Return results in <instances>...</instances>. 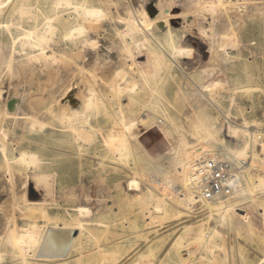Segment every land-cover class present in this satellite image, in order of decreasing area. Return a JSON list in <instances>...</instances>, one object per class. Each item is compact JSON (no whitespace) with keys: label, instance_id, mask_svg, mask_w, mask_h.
I'll return each instance as SVG.
<instances>
[{"label":"rangeland","instance_id":"1","mask_svg":"<svg viewBox=\"0 0 264 264\" xmlns=\"http://www.w3.org/2000/svg\"><path fill=\"white\" fill-rule=\"evenodd\" d=\"M56 1L0 0V111L18 97L25 100L19 113L43 125L32 128L30 120L20 118L6 124L11 155L18 159L21 150H28L40 159L14 164L15 201L23 205L35 184L38 193L47 194L51 219L39 224L43 229L54 223L75 226L79 245L72 264H264V182L256 181L255 191L240 196L227 213H211L201 202L190 209L176 206L175 188L160 213L136 202L151 190L159 192L155 181L161 180L163 193L165 181L173 184L179 178L176 168L187 149L194 154L217 145L213 139L203 142L204 133L196 129L205 113L229 145L241 150L248 139L251 151L262 156L264 180V135L254 148L250 135L264 127V0H233L234 5L217 0ZM24 8L32 13L22 14ZM160 13L180 14L171 31L189 53L174 55L167 49V29L150 27L146 39L143 33L135 38L126 33L127 21L143 26L146 16ZM48 15L65 23L52 40L30 47L27 31L36 34ZM75 26L84 33L65 36ZM90 98L93 104L86 110L84 100ZM120 111L137 123L124 154L105 142L121 131ZM73 112L79 121L70 117ZM228 120L247 131L229 134ZM74 123L80 129L83 124L91 139L77 136L69 128ZM141 168L148 172L142 174ZM257 168L252 169L255 177ZM136 176L139 187L130 190L127 182ZM43 177L52 185L49 194ZM7 201L9 190L0 196L1 205ZM1 212L0 224L10 216ZM19 223L28 224L23 218ZM18 262L7 258L0 264Z\"/></svg>","mask_w":264,"mask_h":264},{"label":"bare ground","instance_id":"2","mask_svg":"<svg viewBox=\"0 0 264 264\" xmlns=\"http://www.w3.org/2000/svg\"><path fill=\"white\" fill-rule=\"evenodd\" d=\"M203 1L205 2V0H203ZM217 1L219 4H223V5H225V4L234 5L236 3L233 0H217ZM64 2L67 3L68 1L67 0H58V1H56V4L60 5L61 3H64ZM119 2H120V0H119ZM121 2H123V1H121ZM201 2H199V3H201ZM218 3H217V5H218ZM123 4H124V2H123ZM205 5H207V3ZM202 6L204 7V5H202ZM215 8H217V7L215 6ZM81 9H84V7H82ZM29 11H28V9L26 10L25 8L20 10V12L22 14L24 12H29ZM201 11H203V10H201ZM207 11H208V8H207ZM29 15H31V14H29ZM33 16L35 19H37L36 15H33ZM143 16H145V15H143ZM180 17H181L180 14H176V13H173V14L169 13L167 15H163L160 13V14L156 15L154 18H149L148 16H146L144 21H143V26L138 24V21L137 22L127 21L128 22L127 24L129 26V30L126 33H129L128 35H131L132 38H135V37L141 35V33H143L145 35V39H146V35H148V34H146L147 32L145 33V31L149 30L150 27L155 26L156 29H158V30H164V29L166 30L167 29L168 35L165 38V43L167 45V49H169L174 55L175 54L176 55L177 54H179V55L180 54L181 55L186 54V53H189V51L185 48L180 47L179 44L177 45V43H176L177 41L175 42L174 34L171 31L172 29H177V26L180 23V22L178 23L177 20ZM142 19H143V17H142ZM60 21L61 20H58V18L54 17V15L46 16L44 21L41 22V27L38 29L36 34L33 31H27L26 37H27V39H29V40H27V44H29L30 47H33V48L41 47V42L46 41V40L48 41L50 36L52 37L56 33V30H58L65 23V21H64V23H61ZM3 26H5V25H3ZM82 33H84V28L82 26H75L72 29H70L69 31H67L65 33V36L71 37V36L76 35V37L78 38V35L82 34ZM124 35L127 36L126 34H124ZM124 35L122 34V36H124ZM71 39H74V38H71ZM149 40H151V39L149 38ZM48 42H45V43L48 44ZM91 42L92 41H90V43ZM94 43H96V42H94ZM137 43H138V41H137ZM92 45L95 46L94 44H92ZM125 45H127V44H125ZM128 49H129V47H128ZM41 53L43 56L42 51H41ZM167 66L170 67L169 63ZM9 71H10V68H9ZM94 76H96V75H94ZM94 81H95V79H94ZM100 81H101V79H100ZM130 82H132V81H130ZM219 85H221V84H219ZM127 88H128V86H127ZM130 88H131V86H130ZM118 91H119V87H118ZM122 91L124 92L125 90H122ZM94 92H95V90H94ZM93 95H94V93H93ZM67 96H68V94H67ZM90 97H92V96H90ZM88 98H89V96L87 97V99ZM92 100L93 99H91V98L87 101L84 100L86 102L85 103L86 110H87V108H91V106L93 104ZM197 102H198V100H197ZM5 103H6L5 108H3L0 111V148H1L0 149V153H1L0 154L1 155V158H0V196L3 195L7 190H9L11 192V201H7V202H9V204L7 206L4 204L1 205V203H0V211H2V212L6 211L3 213H7V214L9 213V215H10L7 217L6 220L4 219V221L0 224V263L2 261H4L5 259L9 258L11 261L19 260V262H18L19 264H50V262L57 263V264H72V262L69 260L72 259V257H74L73 255L77 251V248L79 245L78 236H76V237L73 236V231L74 230L76 231L75 226L74 227H71L69 225L68 226H58L60 224L57 225L56 223H54V225H52L48 228L46 227L47 229H43V226H41L39 224L40 220H47L48 219L50 221V219H51V216L49 215L48 210H47V206H46L47 203L49 202L48 198L46 197L47 194L46 193L45 194L38 193L39 189H38V187H37L38 190L36 189V184L34 182L35 185L34 184L33 185L35 187L34 186L33 187L35 188V192H34V190L33 191L31 190L30 195H27V196L24 195L25 197H24L23 205H20V203L15 201V200H18V199H16V196L18 197L17 191H16V189L18 187V183L16 180L17 176H16V169L14 167L15 166L14 164L16 162H19V161H21L24 164L25 163L38 162V160H40V159H39V156L37 154L32 153L28 150H21L20 156L18 157V159L15 156H13V154L11 155V149L9 148V143L7 141V132L5 131L6 130L5 129L6 124L8 123L9 120L10 121L11 120L12 121L13 120H19V118H20V119L26 120V121L30 120L32 128H35L36 126H37V128H39L38 127L39 125L40 126H43V125H42V123H40V124L38 123V120L35 119L36 118L35 116H34L35 118H33V116H30L27 112L26 113L25 112L19 113V110L24 108L25 100H20L17 97V98H13L12 100L7 101ZM73 111H76V110L74 109ZM70 112H72V110ZM52 113H53V111H52ZM121 115H122V121H121V124H119V125H121V128L118 129V130L121 129L120 133H118V135L113 136L109 140L105 139V137H103V139H105V142L107 145H109L111 143L110 145L116 146L117 148L115 147V151H117V149H118L120 151V152L117 151L118 153L124 154L126 151H128L127 141H128V137H130V136H128V133H131L132 131H134V129H136L137 123H136V121L127 120V117L123 111L121 112ZM166 115H167V113H166ZM55 117H57V116L55 115ZM70 117L74 118L78 121L80 120L78 114H76L75 112L71 113ZM58 118H60V117L58 116ZM81 119H83V118H81ZM62 121H63V119H62ZM78 121H77V123H78ZM82 123L84 124L85 122H82ZM226 123H227V125H226L227 126V132L229 134L236 135V134H239L241 132L247 131V130H245L246 127L241 126V125H236L235 123H233L230 120H228ZM43 124H45V123L43 122ZM75 124L76 123L72 124L69 128L72 127V129L76 132L77 136H79L80 138H83V139H87V138L91 139V133L84 128L83 124H81V126H82L81 129L77 128V125H75ZM41 128L43 129L44 127H41ZM174 128L176 130L178 129V127L177 128L174 127ZM220 128H217V122L211 117L210 114L205 113L202 115L201 120H200V124L197 125L196 129L198 131H202L204 133L203 142L206 141L207 139H213L215 141V143H217V145L211 147L210 149H208L206 151L210 152L214 157L225 159L228 161H232L234 163L245 162V164L242 166V171H241V180L243 182L242 187H241L240 193L238 194V196L234 200H228V201L216 200L213 202H211V201L204 202L205 205L207 206V208L211 211V213H218V214L221 212H226L227 209L232 208L233 202L235 200H237L238 198H240V196H243L245 194H252L255 191L256 186H258L257 183L255 184L256 181L257 182L259 181V183L264 182L263 178L261 177L263 175V169H262L263 167L261 165H259L260 164L259 160L262 158V156L257 151H255L256 149L255 150L252 149V151H251V147H250L251 143H249L248 139L246 142L247 144H245V147L241 150L235 148V146L233 147V146L229 145L228 142H226L224 139H222L220 137L221 135L219 136V133L221 131ZM250 135H251V139L253 140V143H254V145L252 147L254 148L255 143L258 142V138L260 136L264 135V127L258 128L257 131L253 132ZM112 140H114V142H111ZM259 146H262V145H259ZM110 148H112V147L110 146ZM263 148H264V144H263ZM192 155H193L192 152L189 149H187L185 154H184L185 159H184L183 164L176 168V171L178 173L179 178L176 179L173 184H169V183H167V181H165V183H164V187H166L165 192H163V193L161 192V190H160V188H161L160 181L161 180H157V181H155L156 185H154V187H155L156 191H159V192H154L151 190V193H149V195L140 197L136 200V202L140 204L139 206L142 209L150 208V209H153L154 214L160 213L161 208H163L162 202L165 199L171 200L168 197L169 196L168 191L172 188V186L176 187L177 188L176 190L178 191L176 197H178L179 201L177 202L176 206L183 207L185 209H190L193 206L192 204L197 203V201H195V199L193 198V196L191 194H189L187 196L185 194V196L182 197V192L187 191L189 188L187 160ZM253 168H257L259 171V174H257L256 177L254 175L256 173L252 174ZM141 169L143 171L142 174H144L145 172L146 173L148 172L145 168H141ZM142 174H141V177L147 178L148 174L146 176L145 175L142 176ZM40 177H41V175H40ZM44 177H43L44 180L41 179V181H45V179H47ZM149 179H151V177ZM39 181H37V184H39ZM139 181H140L139 177H137V176L134 178L132 177V180H129L127 182L129 189L132 190L131 187L133 188L135 186L139 187V184H140ZM143 181H147V179H145ZM152 181H154V180H152ZM44 184H45V189H48V194H49L50 193L49 191L52 188V185H51V183H48L47 180L44 182ZM136 189H138V188H136ZM78 190H80V189H78ZM153 190H154V188H153ZM72 191H74V190H72ZM82 193H83V191H82ZM86 194H87V192H86ZM161 194H162V196H161ZM83 195H84V193H83ZM107 197H109V196H107ZM86 198L87 197H85V199ZM51 199H53V198H51ZM1 202H4V201H1ZM78 208H79V206H78ZM236 210L242 211L243 209L237 208ZM79 212L80 213L84 212V214H86L85 212H87V210H85L83 207H80ZM241 216H244V215L241 214ZM19 218H23L26 222H28V224L21 225L19 223ZM50 223H52V222H50ZM206 227H208V226H206ZM77 229H78V227H77ZM51 234H52V236H55V237H53V240L51 241L52 242L51 245L54 246L55 248L60 249V248H64V247L69 245L68 252L64 257H44V256L40 255V250H41L44 242L51 236ZM112 258L113 257H111V259Z\"/></svg>","mask_w":264,"mask_h":264},{"label":"built area","instance_id":"3","mask_svg":"<svg viewBox=\"0 0 264 264\" xmlns=\"http://www.w3.org/2000/svg\"><path fill=\"white\" fill-rule=\"evenodd\" d=\"M244 164L214 157L206 150L195 152L187 160L189 188L182 192V197L191 194L195 201L201 203L234 200L242 187Z\"/></svg>","mask_w":264,"mask_h":264},{"label":"water","instance_id":"4","mask_svg":"<svg viewBox=\"0 0 264 264\" xmlns=\"http://www.w3.org/2000/svg\"><path fill=\"white\" fill-rule=\"evenodd\" d=\"M52 234L44 242V244H43V246H42V248L40 250V255L44 256V257H64L67 254V252H68L69 245L64 247V248H60V249L55 248L54 246L51 245L52 244L51 241L53 240V237H55V236H52ZM73 236L76 237V234L73 233Z\"/></svg>","mask_w":264,"mask_h":264}]
</instances>
